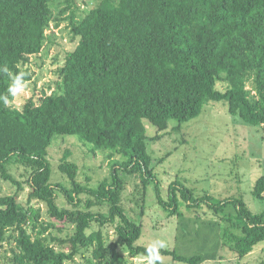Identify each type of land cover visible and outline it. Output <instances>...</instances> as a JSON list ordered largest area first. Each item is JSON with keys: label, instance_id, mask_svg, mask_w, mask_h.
Listing matches in <instances>:
<instances>
[{"label": "trees", "instance_id": "1", "mask_svg": "<svg viewBox=\"0 0 264 264\" xmlns=\"http://www.w3.org/2000/svg\"><path fill=\"white\" fill-rule=\"evenodd\" d=\"M60 1L0 0V179L16 187L0 196V264L146 259L149 246L138 242L149 188L157 205L178 217L176 247L160 249L157 264H168L166 257L221 261L224 250L240 264L264 242V212H252L242 198L198 196L178 181L164 195L157 169L166 156L156 158L152 147L171 122L179 133L212 103L259 128L264 140V0H97L83 17L78 0ZM63 23L78 43L54 87L11 106L14 87L35 78L31 58ZM148 124L157 135H148ZM58 137L107 154L110 178L82 183L67 151L58 168L68 181L55 183L49 149ZM13 167L23 169L24 182ZM129 178L136 181L135 218L123 199ZM252 195L264 203V176ZM34 202L47 208L48 222Z\"/></svg>", "mask_w": 264, "mask_h": 264}, {"label": "rangeland", "instance_id": "2", "mask_svg": "<svg viewBox=\"0 0 264 264\" xmlns=\"http://www.w3.org/2000/svg\"><path fill=\"white\" fill-rule=\"evenodd\" d=\"M97 0H78L81 11L78 15L83 17L85 12L95 6ZM61 0L60 3H64ZM90 4V7L86 5ZM61 5V9L64 8ZM59 8V7H58ZM58 8L56 14L58 13ZM53 30V29H52ZM55 36L51 38L42 53L31 58V65L35 72V78L31 83L14 87V100L10 105L16 108L36 91L47 88L57 82V71L68 52L73 50L77 39H73L67 23H63L59 29H54ZM51 35V31L48 32ZM21 92L16 95V90ZM170 129L152 150L156 158L166 156L164 162L158 167L157 174L161 180L163 194L166 195L169 186L178 181L198 196L210 194L218 199L229 197L242 198L250 210L254 213L264 212V203L258 201L252 195L254 185L258 178L264 176V140L259 128L248 127L238 118H233L228 113V107L223 103H212L205 107L202 114L181 125V131L173 132L177 127L176 122H171ZM148 135H157L156 129L148 124ZM50 150V160L53 167L55 183H66L68 180L59 171V165L67 151L71 152V160L80 168L79 180L87 184V178L91 179V185L97 186L100 182L110 178L111 165L107 154L93 153L77 137H58ZM13 176L24 182L23 169L13 167ZM88 178V179H89ZM128 187L123 199L125 208L132 217H136L138 209L133 202V191L136 181L129 178ZM0 196L10 195L16 191L12 183L0 179ZM29 189L22 193L20 201L26 205ZM42 212V222H48L47 208L43 204L33 203ZM187 216L196 214V210L188 212ZM202 213V212H201ZM209 215L208 217H210ZM143 236L138 245L150 246L155 240L165 241L170 250L176 247V234L178 217H170L158 205L155 191L149 188L146 201V214L143 217ZM111 240L115 239L112 229L108 230ZM5 252L2 250L1 252ZM225 260L206 262L205 264H237L235 255L224 250ZM163 262L176 264L171 258H163ZM80 263L81 260H78ZM132 262V263H131ZM130 264H147V260L137 258ZM240 264H264V242L255 247L252 254L245 257Z\"/></svg>", "mask_w": 264, "mask_h": 264}, {"label": "clouds", "instance_id": "3", "mask_svg": "<svg viewBox=\"0 0 264 264\" xmlns=\"http://www.w3.org/2000/svg\"><path fill=\"white\" fill-rule=\"evenodd\" d=\"M21 92L20 89L16 90V95H18ZM166 247V243L163 240L157 239L152 243L147 249V264H157L158 261H160V249H163Z\"/></svg>", "mask_w": 264, "mask_h": 264}]
</instances>
